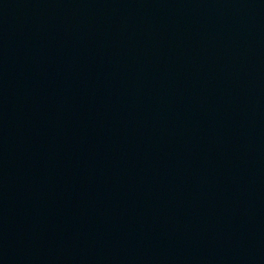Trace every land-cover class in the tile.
Masks as SVG:
<instances>
[{"label": "water", "instance_id": "water-1", "mask_svg": "<svg viewBox=\"0 0 264 264\" xmlns=\"http://www.w3.org/2000/svg\"><path fill=\"white\" fill-rule=\"evenodd\" d=\"M0 264H264V0L1 2Z\"/></svg>", "mask_w": 264, "mask_h": 264}]
</instances>
